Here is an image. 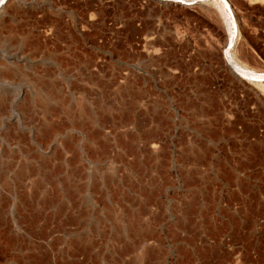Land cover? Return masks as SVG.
Instances as JSON below:
<instances>
[{
    "label": "rangeland",
    "instance_id": "obj_1",
    "mask_svg": "<svg viewBox=\"0 0 264 264\" xmlns=\"http://www.w3.org/2000/svg\"><path fill=\"white\" fill-rule=\"evenodd\" d=\"M30 1L0 11V264H182L184 200L198 264H264V86L224 60L220 5ZM228 1L235 61L264 72V0ZM57 13L84 75L20 50L21 25Z\"/></svg>",
    "mask_w": 264,
    "mask_h": 264
},
{
    "label": "bare ground",
    "instance_id": "obj_2",
    "mask_svg": "<svg viewBox=\"0 0 264 264\" xmlns=\"http://www.w3.org/2000/svg\"><path fill=\"white\" fill-rule=\"evenodd\" d=\"M33 1V0H32ZM156 3H161V4H167V3H176L178 5H181L182 7H193L195 5H197L200 2H211V1H215L220 5V9L221 11H223L224 13V17L226 18V23H227V33H228V37L226 40V45L225 48L223 50V56H224V60L230 64L232 66V70L235 73L234 75L237 76L238 79H241L242 81L248 83V84H252V85H263L264 86V72H259L258 70H253L251 68H249L248 66L243 65L242 63L237 62V60L235 61L234 59V55L232 54V51L234 50L237 40L239 38V26H238V19L234 13L233 7L230 4V2L228 0H153ZM37 2V1H36ZM22 4V5H30L31 1L30 0H0V11L1 10H8L9 9H13L17 4ZM216 4V3H215ZM77 6V5H76ZM75 7V6H74ZM219 7V6H218ZM28 8V7H27ZM54 8V7H53ZM62 9H66L67 6H61ZM15 10V9H14ZM67 10V9H66ZM3 11V12H4ZM17 13V12H16ZM53 16V15H52ZM50 16L49 15L46 17H44V15L40 18V20L35 23V25H28L31 27V31L33 29H39L41 27H48V32L47 35H42V33H33V32H29L26 33V31L29 29H25L24 26L21 25L20 27V50H23L22 45L23 43H25L26 46H30L32 47L34 50H45L47 51V53L50 55H55V58H53V63L57 66H59L62 70L63 69H67V70H76L78 71V73H80V75H84L85 71H88L89 67H90V63L88 62L89 60L88 57L86 56L87 51H86V46L85 45H69L67 41L64 40V37H61L59 35V33L62 30V26L68 29H75L76 28V21H71V22H62L63 20L61 19V17L58 15V13L56 14V16ZM83 17V16H82ZM3 18V17H2ZM38 19V18H37ZM36 21V19L34 20ZM63 23V24H62ZM0 24H5L4 21L1 20L0 18ZM24 25V24H23ZM62 25V26H61ZM5 26V25H4ZM26 26V25H25ZM36 26V27H35ZM1 27V26H0ZM7 28V27H6ZM9 28V27H8ZM17 28V27H16ZM12 29V27H11ZM14 29V28H13ZM46 29V28H45ZM10 30V29H9ZM67 30V29H66ZM156 30V29H155ZM14 30H11L10 32H7V35L5 36V40L10 42L11 44L14 42H16V40L14 39L13 34L15 35V33H13ZM47 31V30H46ZM69 31V30H68ZM3 32V31H2ZM62 33V32H61ZM17 34V33H16ZM1 35V34H0ZM60 37H59V36ZM2 36V35H1ZM70 36V35H69ZM154 36V35H153ZM19 37V35H18ZM72 37V35H71ZM70 37V38H71ZM74 37V36H73ZM4 38V37H3ZM66 38V37H65ZM69 38V39H70ZM74 39V38H73ZM69 40L71 43L72 41L75 40ZM77 40V39H76ZM81 40V39H79ZM152 40V39H151ZM149 40V41H151ZM19 41V40H18ZM17 41V42H18ZM31 42V43H30ZM3 43V42H2ZM65 43V45H64ZM1 44V43H0ZM72 44H77V43H72ZM79 44V43H78ZM145 44V43H144ZM7 45V44H6ZM13 45V44H12ZM14 48V47H13ZM11 49V48H9ZM15 49V48H14ZM136 52V51H135ZM16 54V53H15ZM167 55V54H166ZM162 56V55H161ZM92 57V56H91ZM96 65V64H95ZM64 71V70H63ZM36 72V71H35ZM68 72V71H67ZM70 72V71H69ZM38 73V72H37ZM171 73V72H170ZM166 76L168 75L167 73L165 74ZM77 76V75H76ZM95 76V75H94ZM165 76V77H166ZM171 76V75H170ZM91 77V78H90ZM177 77V76H176ZM92 76H88V81L90 82V80L92 79ZM81 79V78H80ZM123 79V78H122ZM109 80V79H108ZM117 80V79H116ZM116 80H113V82L115 83ZM170 81V80H169ZM39 82V81H38ZM100 82V80H99ZM111 82V81H109ZM118 82V81H117ZM116 82V83H117ZM46 83V82H45ZM76 83V82H75ZM98 83V82H96ZM115 83V84H116ZM119 84H124V85H130L132 84V81L130 80V78H124L122 81L118 82ZM163 83V82H162ZM168 83V82H166ZM54 96V95H52ZM150 101V100H149ZM155 101V100H154ZM156 103V102H155ZM161 103V102H160ZM152 104V103H151ZM154 104V103H153ZM158 104V103H156ZM155 105V104H154ZM158 108V105L153 106V108L151 107V109L153 110V114H155V109ZM162 109V108H161ZM164 110V109H163ZM165 112V111H164ZM163 112V113H164ZM151 113V114H152ZM161 113V112H160ZM166 113V112H165ZM167 115V114H166ZM165 116V115H163ZM163 118V117H162ZM165 118V117H164ZM153 127V126H152ZM154 128V127H153ZM155 129H152V131ZM153 134V133H152ZM159 134V133H156ZM155 134V135H156ZM153 136V135H152ZM152 138V137H151ZM157 137H155L156 139ZM161 138V137H160ZM158 137V139H160ZM154 139V138H153ZM150 140L151 141H153ZM154 139V145L152 146V148L150 149H167L165 148L164 143L161 141H155ZM163 139V138H162ZM194 149V148H193ZM188 149H183V154L185 157V160H188V153H187ZM191 152L195 155V149ZM190 152V153H191ZM192 155V156H194ZM187 157V159H186ZM196 157V156H194ZM183 160V161H185ZM188 162V161H187ZM197 164V163H196ZM198 165V164H197ZM195 172V171H194ZM185 178L187 179V175L185 176ZM185 180V179H184ZM206 185V184H205ZM247 185V184H246ZM250 186V185H249ZM244 187V186H243ZM251 188V186H250ZM249 189V188H247ZM248 193V191H247ZM250 195V194H249ZM257 195V193H256ZM194 196V195H193ZM255 197V196H254ZM195 198V197H194ZM183 200V199H182ZM196 202V201H195ZM194 202V205H195ZM256 203V201H255ZM257 204V203H256ZM192 205V204H191ZM190 206L187 200L183 201L182 204V212H181V216H182V227H183V231L185 233V236H183L182 238V243H183V248H182V264H198L197 262L200 261L202 258H204L205 255V250L203 248L204 251H201V249L197 246V236L195 237L194 234L192 237L187 236L189 230V215H190V211H192L190 209V207H194ZM253 206V204H251ZM255 210V209H254ZM253 210H251L250 212H252ZM249 212V213H250ZM256 212V211H254ZM259 214V212H257ZM193 214V213H192ZM248 214V213H247ZM255 216V215H254ZM253 217V216H252ZM197 232V231H196ZM3 233V232H1ZM0 233V236L2 235ZM213 238V237H212ZM217 238V237H215ZM213 242V241H212ZM216 242H213L212 244L209 245L208 251L212 254L213 249H215L217 246V244L215 245ZM238 243V242H237ZM190 245L191 246V252L190 250L188 251V249L186 248V245ZM219 252V251H218ZM215 251V253H218ZM235 253V251H234ZM208 254H206V257ZM212 255H215L214 253ZM220 255V254H219ZM215 256L213 257H208L210 260H214ZM208 259V260H209ZM200 264H205V263H201Z\"/></svg>",
    "mask_w": 264,
    "mask_h": 264
},
{
    "label": "crops",
    "instance_id": "obj_3",
    "mask_svg": "<svg viewBox=\"0 0 264 264\" xmlns=\"http://www.w3.org/2000/svg\"><path fill=\"white\" fill-rule=\"evenodd\" d=\"M155 102L158 103V104H156ZM160 102H161V103H160ZM153 103H154L156 106L158 105V108H157L158 111L155 110V115H154V114L152 113L153 110L150 109V114L152 113V114H151L152 120L155 122V116H156V113H157V112H161V113H160V114H161V117H163V118L166 117V118H167V117H168V113H167V115H165V114H166V113H165L166 111L163 110L164 103L162 102V100H161V99H155V101H152V104H151V107H152V108H153V106H155ZM159 108H160V110H159ZM161 108H162V109H161ZM151 111H152V112H151ZM164 111H165V112H164ZM163 112H164V113H163ZM163 115H165V116H163ZM152 120H151V121H152ZM154 125H155V123H154ZM154 125H153V127H155ZM161 130H162V129H161ZM160 134H161V133H160ZM166 147H167V146H166ZM149 149H150V148H149ZM167 149H168V147H167ZM187 245H188V244H187ZM187 245H186V246H187ZM182 247H183V243H182ZM186 248H187V247H186ZM190 248H191V246H190ZM181 249H182V248H181ZM187 249H188V248H187ZM190 252H191V251H190ZM230 258H231V257H230Z\"/></svg>",
    "mask_w": 264,
    "mask_h": 264
}]
</instances>
